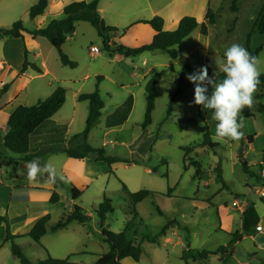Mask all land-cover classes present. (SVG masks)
Segmentation results:
<instances>
[{
  "label": "rangeland",
  "instance_id": "374dc122",
  "mask_svg": "<svg viewBox=\"0 0 264 264\" xmlns=\"http://www.w3.org/2000/svg\"><path fill=\"white\" fill-rule=\"evenodd\" d=\"M36 1L0 0V27H8L17 20H21L26 28L35 27L28 11ZM54 1L59 5L61 2L66 4L65 0ZM214 1L217 7L214 11L215 25H209L206 36L200 34L198 27L174 45L177 52L175 58L165 51L156 55L143 51V56H140L141 53L134 57L122 55V59L114 60V48L116 45L136 47L151 40L152 28L145 23H135L136 20L159 15L165 18L164 25L167 26L174 19L167 14L175 8L174 17L188 15L197 19L199 3L204 0H98L100 19L105 26L116 28V31L103 32L111 40L114 38V45L105 47L103 35L99 34L105 27L99 24V30L86 21H78L74 33L61 47V51L75 62L74 67L62 65L57 49L51 47L55 55L53 63L62 71L58 75H62L65 82L51 79L52 87L48 86L45 90L65 86L66 99L71 106L74 92L79 95L98 89L104 105L98 121L88 134L87 143L92 147H103L107 153L128 162H116L110 168L103 162L104 172L87 177L83 175L80 161H70V165L66 166L70 168V178L59 175L55 183L59 200L48 203L51 211L46 234L39 243L28 236L13 239L32 264L46 261L47 254L42 247L54 259L67 257L72 264H94L98 256L108 250L102 229L119 232L132 219V202L127 191L148 189L153 193L135 205L137 214L133 219V231L137 235L133 236L132 231L127 234L128 238L140 242V259L136 263L127 258L123 260L124 264H186V261L189 264H221L217 257L219 254L213 252L218 246L228 244L232 238L222 229L229 224L234 233L238 227L239 209L232 205V201L237 199L241 206L253 201L264 211L257 194L262 185L255 176H260V166H264V112L260 109L264 106V95L256 97L264 92V87L257 89L253 105L245 107L239 114L243 138L239 141H220L215 135L216 121L212 119V110L193 103L196 85L186 78L194 71L198 72L201 66H208L213 73H217L219 70L214 60L222 58L226 48L233 43L242 45L249 52L262 45L257 58L260 60V72L264 73V36L254 32L246 43L254 17L264 0ZM234 1L236 10L231 8ZM205 3L207 5V0ZM52 14L57 13L54 11ZM91 46L98 47L100 52L92 56L89 52ZM186 62L190 70L179 81V73ZM152 63L156 67L148 73V79L157 73L160 80L155 87L151 123L144 128L147 80L143 79V74ZM86 74H89L87 78L84 77ZM121 82L124 87L119 86ZM34 84L35 87H45L43 79ZM212 90L210 86L206 95H211ZM176 91L178 95L173 101L171 114L163 121L169 99ZM32 99H35L34 96ZM243 111L249 115L246 117ZM127 114V119L121 122ZM106 117L108 123L113 121L114 125L105 126ZM85 121L86 118L81 131ZM206 129L212 147L200 145ZM247 137H252V143L249 144ZM109 139L115 142L114 145L102 146V141ZM181 147H189L190 150L184 151ZM239 153H242L252 174L242 170ZM18 155L0 145V167L6 183H12L17 174L27 176V166L16 163ZM52 156L57 166L61 164L59 158H65L60 154ZM43 158L44 154L34 158L41 163L37 166V177L48 181L49 177L42 168L45 164ZM49 171L57 175L53 168ZM72 185L80 190L76 199L71 196ZM103 196L110 199L113 211L106 215L101 225L95 210ZM74 204L81 206L89 219L84 223L72 221L63 229L50 230V226ZM226 215H230L231 219H227ZM169 221L170 225L164 229ZM165 233L170 234L169 241H164ZM145 234L154 236L155 241L141 240ZM2 247L0 264H21L11 253L10 242ZM202 249L212 252L206 259L193 260L191 253ZM236 250L239 253V247ZM183 253L186 259L182 257Z\"/></svg>",
  "mask_w": 264,
  "mask_h": 264
},
{
  "label": "trees",
  "instance_id": "16d2710c",
  "mask_svg": "<svg viewBox=\"0 0 264 264\" xmlns=\"http://www.w3.org/2000/svg\"><path fill=\"white\" fill-rule=\"evenodd\" d=\"M48 6V0H37L28 11V15L30 18H35L37 16L42 15L46 7ZM231 8L236 10L235 1L231 4ZM63 17L57 19L54 18L49 21V23L44 27H39L33 30H26L21 20H17L13 22L8 27H0V37H21L23 36V32H28L32 37H44L47 39L52 46H54L58 51L59 60L62 65H66L69 67H74L76 64L74 61L70 60L68 56L61 51L62 45L65 43L67 37L74 33L75 25L78 21H86L90 23L92 26L97 27L99 29L100 22V14L98 12V0H73L71 2L66 3L63 6ZM204 18L208 21V24L213 26L215 25V13L212 8L208 7ZM235 21V20H234ZM135 23H145L148 24L152 30L154 31L153 37L149 43L136 46V47H127L123 45H116L114 51L120 53L124 56H137L143 51H153V50H162L165 51L171 58H175L177 55L176 50L173 48L174 45L180 43L184 37H186L190 32L199 27L200 34L203 36L207 35V27L206 25L193 17L185 15L180 18L177 26L174 29L166 30L164 29V19L163 17L156 15L150 19L139 20ZM100 30V29H99ZM106 31H116V28L113 26H105L103 31H99V34L103 35V43L105 47L109 48L110 38L103 34ZM254 32H258L260 35L264 36V2L258 10L257 15L254 17L252 29L247 34V44L250 41L251 35ZM262 49V45L257 46L250 53L257 57L259 51ZM33 67L37 71H40V68L28 61H25L23 67L20 72L24 71L27 67ZM208 71V76L213 77L217 82H220L224 78V74L222 72H217L214 76L211 68L205 66ZM190 70V65L186 62L184 63L181 72L179 73V81L182 79V76ZM98 79L101 76H97ZM160 79V76L155 73L151 75L149 79H147L145 83V99H146V109L144 113V120L142 122V126L145 128L147 125L151 123V113L155 106V87ZM259 89L264 87V73H261L259 76ZM211 85H208L209 88ZM8 84H4L0 89V95L6 91ZM67 89L63 85H58L54 88L52 93L44 99L37 101L32 105L19 104L17 105L13 111L9 114L6 125L7 130L3 137L2 146L15 154L22 155L17 158L22 161H32L38 159L42 154H44V150H39L36 153H29V135L34 131V129L40 125L44 120L54 115L64 104L66 99ZM178 91L174 92L169 102L167 104L166 117L163 121H165L168 116L171 114L172 104L174 99L177 97ZM264 95L262 91L260 94L256 95V97H261ZM79 101H88L89 111L85 121L84 129L71 136L68 140L69 146L65 148L64 153L74 159H83L86 157H92L95 161H102L110 166L116 162H128L127 160L120 158L117 155L109 154L103 147H92L87 143L88 134L91 128L96 124L100 115L101 109L104 105V101L102 100L98 89H95L92 92L88 93H80L78 95ZM261 111L264 112V106H260ZM243 114L247 117L249 113L243 111ZM247 140L252 143V137H247ZM80 142L77 145H74V142ZM202 146L209 145L212 147L213 143L210 141V136L208 129H206L203 135V141L201 142ZM151 148V147H150ZM184 151L190 150L189 147H181ZM238 159L241 163L242 170L247 174H252L249 170V166L246 161L243 159L242 153L238 154ZM260 165V164H259ZM262 164L260 168H262ZM219 168V167H218ZM110 171H112L110 169ZM254 175V174H253ZM256 176V180L261 183L264 187V177ZM218 178L222 180L220 174H218ZM124 187H126L123 184ZM56 187V186H55ZM71 196L72 199H76L80 195V190L75 186H71ZM131 202H132V219L129 220L125 226V229L119 232H113L102 229L103 240L108 244V250L101 255L98 256L94 264H124V259H131L134 262L138 263L140 256L142 254V246L140 242H136L127 237V234L131 231L133 232V236L137 235L136 231H133V219L136 218V210L135 205L142 201L147 196L151 195L153 191L148 189H140L135 192L127 191ZM50 202L55 203L59 200V195L57 192L53 191L49 198ZM259 201L264 205V195L259 196ZM113 211V207L110 199L103 196L102 201L97 205L95 210L97 217L100 219V224L103 225V222L106 218V215ZM89 219V215L85 213L84 209L74 204L72 209L68 212L62 214L61 218L53 225L50 226V230L55 231L59 229H63L67 227L69 223L72 221H77L80 223H84ZM50 220V214L47 213L39 218L32 228L25 234L21 235H13L9 230V224L4 215H0V224H4L6 226V234L3 240V243L10 242L11 253L16 256L21 264H32V262L22 253L20 247L16 245L13 241L14 238L20 236H28L34 242L39 243L40 238L46 234L47 225ZM170 221L164 226V229L170 225ZM261 223L260 214L254 203H249L244 206L241 211V229L232 233V238L230 242L226 245H220L214 250V254H219V259L223 263L225 259L224 255L232 253L233 243L238 242L245 235H248L258 228ZM165 231L163 230L162 233ZM141 240L147 241H155V237L149 234H145L142 236ZM47 254L46 261H38L37 264H72L68 262V258L64 259H54L49 256L47 250L42 247ZM189 251V250H188ZM191 251V250H190ZM212 251L202 249L195 250L191 253V257L193 260L206 259L207 256ZM182 257L186 259V254L183 253ZM186 264H189L186 261Z\"/></svg>",
  "mask_w": 264,
  "mask_h": 264
},
{
  "label": "crops",
  "instance_id": "0c3cea01",
  "mask_svg": "<svg viewBox=\"0 0 264 264\" xmlns=\"http://www.w3.org/2000/svg\"><path fill=\"white\" fill-rule=\"evenodd\" d=\"M73 0H65L64 3L71 2ZM185 1V0H184ZM206 0L199 3L198 6L199 13L196 15L197 19L203 22L207 27V32L209 30L208 21L204 18L205 12L208 7H211L213 11H216V5L214 0ZM33 4V3H31ZM30 4V5H31ZM63 4L60 5L54 0H48V6L46 7L45 12L35 18H31L35 23V27L26 28L30 31L39 27L46 26L50 20L54 18L63 17ZM197 5V4H196ZM176 9V8H175ZM175 9L168 12L167 16H173L171 24L165 26L164 29L170 30L174 29L181 16L177 15L174 17ZM215 9V10H214ZM238 10V8H237ZM57 14H52L53 12ZM237 12V11H236ZM154 15V14H153ZM156 16V15H155ZM163 17V16H162ZM150 17H142L139 20L150 19ZM164 24H165V18ZM171 25V26H170ZM154 31L151 34V39L153 37ZM109 41V45H114L115 41ZM151 40L147 41L148 43ZM51 43L44 37H32L28 32H23L21 37H0V89L4 84H8V87L5 92L0 95V145L2 146L3 137L7 130L6 121L9 114L13 109L19 104L32 105L35 104L40 99H44L49 96L55 87L50 90H45L47 87H52L50 80L54 79L57 81L65 82V79L62 73L56 65L53 63L54 54L52 53ZM159 51L162 50H153L150 53L156 55ZM115 59H122V54L115 52ZM143 56V53L140 54ZM30 57V59H29ZM58 57V56H57ZM25 61L33 63L40 68V71H37L33 67L29 66L24 71L20 72ZM160 65V64H158ZM156 67L155 63H152L144 72L143 79L146 81L148 79V73H150ZM89 74L84 75L88 77ZM40 79L44 80L45 87H35L36 81L40 82ZM78 79H76L77 81ZM160 80V79H159ZM123 82V81H122ZM120 83L121 87L125 85ZM80 88V87H78ZM79 91V89H78ZM34 96L35 99H32ZM78 92L73 93V101L71 106L68 105L67 99H65L62 107L51 117L44 120L40 125H38L34 131L29 135V153L33 154L39 150H44V165L42 166L45 169L49 180L41 181L39 177H36L35 180L30 181L28 176L22 174H17L15 179L12 180V183H6L4 180V172L0 167V215H4L9 224V230L13 235H21L27 233L34 223L41 218L43 215L49 213L50 207L48 203L50 202L49 198L53 191L56 192L55 183L59 175H63L65 178H70L68 171L70 170L69 166L70 161H80L82 165L83 175L87 177H92L96 172L101 173L106 170L105 164L101 161H95L92 157H86L83 159H74L68 157L64 153V149L69 146V138L74 134L81 132V126L84 122V119L87 118L89 111L88 102L79 101ZM35 100V101H33ZM87 103V104H85ZM114 114V113H113ZM128 117V114L121 120L124 122ZM105 126L114 125L113 121L108 123L107 117L103 122ZM80 142L75 141L74 145L79 144ZM64 155L65 158L60 159V165L53 160L52 155ZM22 155H18L17 158ZM16 158L17 165H26L29 162H35L36 166H39L38 160L32 161H22ZM4 164V163H3ZM99 165L101 167H99ZM57 167L59 169H57ZM49 168L56 170L54 175L49 171ZM54 181V182H53ZM233 202V201H232ZM251 203H254L253 201ZM261 217V222L264 221V211L254 203ZM226 205V204H225ZM263 205V204H262ZM245 206V205H244ZM237 207L239 209V219L238 227L236 229H241V211L244 208ZM227 219H231L230 215H226ZM227 227L222 229L226 234L231 235L232 228ZM174 231H171L173 234ZM6 234V226L0 224V250L3 248V240ZM15 240V239H14ZM170 240V234H164V241ZM231 240V239H230ZM230 242V241H229ZM8 243V242H6ZM239 247V253H237L236 248ZM261 253V254H260ZM264 228H257L256 231L245 235L241 238L240 241L233 243L232 253L224 255L223 258L225 262H220L219 255L218 261L221 264H264Z\"/></svg>",
  "mask_w": 264,
  "mask_h": 264
},
{
  "label": "clouds",
  "instance_id": "9594fccd",
  "mask_svg": "<svg viewBox=\"0 0 264 264\" xmlns=\"http://www.w3.org/2000/svg\"><path fill=\"white\" fill-rule=\"evenodd\" d=\"M214 63L216 69L224 74L220 82L208 76L205 66L186 77L196 85L193 103L212 110L218 140L239 141L243 138V132L238 117L245 107H251L254 103V95L260 83V60L242 45L233 43L226 48L223 57L216 58ZM208 85L213 89L211 95H206ZM27 168L28 179L35 180L39 172L35 162H29Z\"/></svg>",
  "mask_w": 264,
  "mask_h": 264
},
{
  "label": "built area",
  "instance_id": "2783aa9c",
  "mask_svg": "<svg viewBox=\"0 0 264 264\" xmlns=\"http://www.w3.org/2000/svg\"><path fill=\"white\" fill-rule=\"evenodd\" d=\"M89 52L93 56V55H97L100 52V50L96 46H91L89 48ZM114 143L115 142L112 139H109L108 141H102V146H106L108 144L114 145ZM260 176L264 177V166L260 169ZM257 194L259 196L264 195V187L263 186H261L260 190H257ZM232 205L237 206V207H242L241 205H239L237 199L233 200ZM258 228H261V229L264 228V221L259 224Z\"/></svg>",
  "mask_w": 264,
  "mask_h": 264
},
{
  "label": "water",
  "instance_id": "95a60500",
  "mask_svg": "<svg viewBox=\"0 0 264 264\" xmlns=\"http://www.w3.org/2000/svg\"><path fill=\"white\" fill-rule=\"evenodd\" d=\"M99 24H100V26H101L102 28H104V27H105V25H104V21H103L102 19H100V22H99Z\"/></svg>",
  "mask_w": 264,
  "mask_h": 264
}]
</instances>
